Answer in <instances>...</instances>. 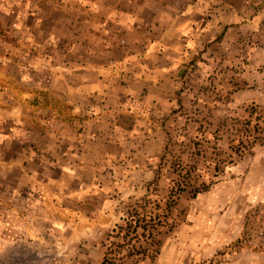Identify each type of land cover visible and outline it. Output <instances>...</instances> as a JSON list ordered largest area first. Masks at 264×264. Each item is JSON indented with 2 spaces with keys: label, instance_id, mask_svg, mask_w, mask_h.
I'll return each mask as SVG.
<instances>
[{
  "label": "rangeland",
  "instance_id": "obj_1",
  "mask_svg": "<svg viewBox=\"0 0 264 264\" xmlns=\"http://www.w3.org/2000/svg\"><path fill=\"white\" fill-rule=\"evenodd\" d=\"M59 1L0 0V239L3 240L4 234L9 239L12 225L13 233L16 227L20 236L26 232L29 215L40 222L42 219L44 229L51 231V218L61 213L67 223L65 245L78 249L77 236L70 233V223L81 213H89L82 209H90L86 201L124 196L120 200L124 202L125 210H122L126 219L113 227V236H104L106 249L102 261L105 259L104 264H149L160 258L156 249L162 241L165 243L171 238L188 212L205 211L203 197L221 180L239 182L247 176L257 180L258 187H264V167L261 177L256 172L258 164L264 166V137L257 138L243 155L234 139L238 130H251L255 135L264 130V0H221L226 19L219 32H213L203 44L184 48L176 87L164 88L161 96L156 95L162 105L152 107L146 115L151 121L148 127L155 131L151 135L158 136L157 146L161 148L142 165L146 176L139 184L137 196L123 194L112 185L104 189L97 185L82 193L67 175L58 181L62 184V196L58 198L52 196L57 195V182L52 179L58 173H45L52 182L35 184L27 180L20 168L28 165L37 180L44 174L42 165L64 158L58 156L59 147L72 145L68 136L74 137L79 127L74 111L63 106L64 101H74L77 97L73 90H68L83 78L95 80L102 75L107 85L128 86L130 78L116 74V66L120 65L119 69L129 63L108 60L120 56L117 46L111 44L121 41L125 33L130 39H138L140 34L138 26L126 31L127 21L122 13L106 11L102 7L104 1L99 0L101 9L95 12L63 10ZM105 1L114 8L133 11L138 24L142 12L133 5L135 0ZM233 7L237 12L232 11ZM101 64L105 67L102 74L96 71ZM60 112L65 115L67 127L56 123L49 125L48 129H52L46 132L42 120L58 117ZM132 117L133 113H122L120 123L124 136L128 135L126 128ZM45 132L49 134L48 141L40 134ZM61 132L66 136L64 142L58 138ZM30 145L39 149L19 150L20 146ZM151 145H155L154 139ZM44 146L50 152H43ZM228 154L232 157L223 163L228 165L223 168L219 162ZM77 174L82 176L80 172L74 176ZM197 187L205 190L195 192ZM258 189L263 190L256 187L257 192ZM260 195L242 214L240 232L229 244L230 253L233 249L264 252V193ZM46 196L53 201L60 200V205L46 200ZM14 198L18 200L15 203ZM128 213L132 220L127 218ZM160 221L162 230L158 228ZM35 239L43 244L37 245L40 248L48 247L49 240L50 245L54 242L47 235ZM20 245V251H24L19 255V264H39L42 257L53 259L55 255L52 250H45L51 252L43 255L32 251L34 245L27 249V241ZM4 259L10 264L9 253ZM214 260L217 258L200 256L196 264Z\"/></svg>",
  "mask_w": 264,
  "mask_h": 264
},
{
  "label": "crops",
  "instance_id": "obj_2",
  "mask_svg": "<svg viewBox=\"0 0 264 264\" xmlns=\"http://www.w3.org/2000/svg\"><path fill=\"white\" fill-rule=\"evenodd\" d=\"M101 1H104L102 7H106V11L117 10L122 13V17L127 21L126 31L131 27L135 29L137 26L140 27L138 39H130L125 33L121 41L112 43L114 47L117 46L120 56L108 59L114 63L128 62V66L124 64L125 66L121 65L119 69L120 65L116 66L118 70L116 74L127 76L131 81L128 86L119 83L117 88V85H107L102 75L97 76L95 80L84 81L83 78L80 83L73 86V89L68 90V92L73 90L77 94L74 101H64L63 105L64 109H71L77 115L75 122L79 127L75 129L74 137L68 136L73 144L59 147L58 156L64 157L63 159L51 165H42L45 168L42 170L44 174L41 179L36 180L33 169L28 165L23 164L21 166L23 170L20 168L27 180L35 184L56 181L57 195L52 196L58 198L62 196V184L58 181L65 179L67 175L72 185L81 188L82 193L97 185H102V189L106 185H112L123 194L131 196L139 194L141 188L139 184L146 176V170L142 165L147 157L155 155L161 148L160 145L157 146L158 136L151 135L155 131L148 127L151 121L146 115L152 107L158 105L161 107V100L157 99L156 95L161 96L164 88L176 87L178 66L184 48L207 42L213 32H219L226 19V8L221 0H135L133 5L138 6L142 12L138 24L137 19L132 16L133 11L114 8L109 1ZM99 2L76 0L72 3L70 0H60L58 3L63 10L95 12L100 8ZM209 7L213 10H209ZM232 9L237 12L236 7ZM92 41L91 39L90 42ZM102 64L96 69L100 74L103 68L105 70ZM86 95L87 98L84 100ZM125 111L133 113L127 124V136L122 134L125 130L121 127L123 122L121 116ZM64 116L60 112L58 117H47L42 120L46 125V132L52 129H48L49 125L56 123L67 127ZM46 132L40 133L44 141H48L49 134ZM29 134L27 136H30ZM118 134L124 137L120 138ZM59 136L61 142H64L65 133L61 132ZM152 139L155 141L154 146L151 145ZM38 149L33 145L28 148L19 147L22 152H35ZM41 149L43 152L45 150L50 152L46 146ZM263 167L258 164L256 172H259L260 177ZM51 171L58 175L49 180L50 177L45 173ZM76 172H80L82 176L79 174L74 176ZM100 175L102 178L98 177ZM33 177L36 181H33ZM259 185L257 180L248 179L247 176L239 182L223 179L214 185L209 194L202 199L205 211L188 212L181 219L176 231L171 233V238L166 239L165 243L162 241L156 249L160 258L149 261V264H196L200 256L217 258L209 264H264V252L244 249H233L231 253L229 251L230 242L234 241L240 232L239 220L242 214L261 198L260 194L264 193V187H258ZM256 187L263 190L258 189L257 192ZM255 194L258 197H254ZM119 198L122 199L124 196ZM48 199L53 201L50 196L46 200ZM120 199L106 196L99 200L90 198L86 201L90 204V209L86 207L82 209L89 213H81L70 223L72 228L70 233L77 236L78 249L65 245L67 232L64 228L67 223L61 213H58L56 218H51V231L44 229L42 219L41 223L36 217L29 215L26 218L28 223L26 232L20 236L16 227L13 233L12 225L9 239L6 234L2 237L3 240L0 239V264H6L4 258L7 253L11 257L10 264H19V255L24 251V249L20 251V243L24 241L29 244L27 249L34 245L32 251L41 255L51 252L45 250H52L55 253L53 259L50 257L39 259V264H99L106 249L104 236H113V227L125 220L123 216L125 206ZM17 201L14 198L13 203ZM55 201L60 205V200ZM158 228L162 230L163 226L158 225ZM45 235L54 240L53 245H50L49 240L48 247L40 248L42 243L35 238ZM72 250H75V254L70 255ZM218 252L220 254L217 255Z\"/></svg>",
  "mask_w": 264,
  "mask_h": 264
},
{
  "label": "trees",
  "instance_id": "obj_3",
  "mask_svg": "<svg viewBox=\"0 0 264 264\" xmlns=\"http://www.w3.org/2000/svg\"><path fill=\"white\" fill-rule=\"evenodd\" d=\"M175 95L178 96V91L175 92ZM259 132L260 133H257L255 135V134H253L251 132V130L244 129V130H238V132L234 133V139L237 140L238 148L240 149L241 155H243L247 149H249L250 147H252L254 145V142H255V140L257 138L260 137L262 139L264 137V130H261ZM231 157H232V155L228 154L227 157H225V159H223L222 161L219 162V163H222L223 168L226 167V166H228L227 164H223V163L228 158H231ZM203 190H205V188L197 187L195 192H200V191H203ZM127 216H128L127 218H130L132 220V216L130 215V213H128ZM158 225L159 226H163V224L161 223V221L158 223ZM141 228L144 229L143 226H141ZM124 230H126V229H124ZM126 232H128V230H126ZM149 234H150V232H149ZM104 261H105V259L102 261L101 264H104Z\"/></svg>",
  "mask_w": 264,
  "mask_h": 264
}]
</instances>
